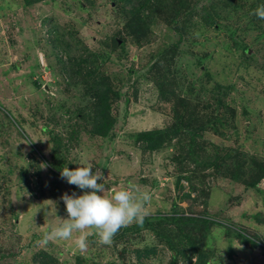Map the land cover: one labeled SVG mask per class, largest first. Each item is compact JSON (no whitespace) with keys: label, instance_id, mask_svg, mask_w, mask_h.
I'll use <instances>...</instances> for the list:
<instances>
[{"label":"rangeland","instance_id":"374dc122","mask_svg":"<svg viewBox=\"0 0 264 264\" xmlns=\"http://www.w3.org/2000/svg\"><path fill=\"white\" fill-rule=\"evenodd\" d=\"M123 6L113 0H44L32 5L0 0V264H37L35 257L42 251L60 264H192L187 258L190 249L185 256H175L164 240L147 230L120 241L114 237L103 245L97 230L90 228L84 233V250L76 245L79 232L70 239H45L60 218H68L63 194L91 191L69 185L61 171L52 169L56 139L70 170L91 162L93 172L102 171L104 178L98 183L105 185V196L133 186L138 193L151 195L146 217L216 221L204 239L198 231L186 229L200 239L210 264H264V181L257 189H246L228 175L205 180L194 176L199 190L185 198L191 185L182 180L183 188H177V178L184 176L173 159L180 152L165 148L151 153L131 138L173 122L172 104L160 99L156 72L147 69L160 52L179 43L174 61L173 55L163 60L181 79L179 84L199 88L203 84L206 96L224 97L235 109L226 116L228 121L236 118L235 127L222 129L225 136L209 129L200 146L213 153L214 146L221 145L264 158V23L261 31L254 26L247 30L243 23L247 19L234 16L231 28L239 29L234 39L229 29L197 23V29L190 28L180 40L169 8L150 24L151 34L138 41L128 31L129 15ZM54 31L65 39L68 54L62 43L59 49L54 47ZM241 45H250L252 66L243 63ZM69 56L94 59L96 74L122 93L113 106L117 123L111 138L90 132L85 109L91 97L83 93L87 95L92 81L73 84L59 61L66 63ZM214 108L207 110L209 114ZM155 222V227L161 226ZM233 231L257 245L242 244ZM147 249L154 252L148 254Z\"/></svg>","mask_w":264,"mask_h":264},{"label":"trees","instance_id":"16d2710c","mask_svg":"<svg viewBox=\"0 0 264 264\" xmlns=\"http://www.w3.org/2000/svg\"><path fill=\"white\" fill-rule=\"evenodd\" d=\"M23 1L26 5H32L44 0ZM89 1L92 2L93 0ZM113 1L120 6L124 5L123 9H126L129 15L128 31L138 41L147 38L151 34L150 24H156L159 18H161L160 11L165 12L169 8H171L172 12L169 19L174 24V29L180 40L184 36H188L191 29L196 30L197 23H200L203 27L229 29L233 39L239 30L231 28L234 16H237L239 21L243 18L247 19L243 21V23H247L246 25H248L246 27L248 28L247 30H251L250 27L254 26L257 30L261 31V25L264 23V20L252 15L254 9L264 4V0ZM195 16L197 20L194 19ZM223 20L228 21L227 25L221 24ZM165 21L169 22L168 19ZM54 35V47L59 49L60 43H62V46L65 45L64 52L68 54L66 41L63 36L56 31H54ZM241 47L243 63L252 66L250 64L255 61V58L250 56V45H241ZM178 50L179 43L173 44L170 48L165 49L164 52H160L158 57L155 58V62L149 63L150 65L147 69L150 73L156 72L154 81L158 88L160 99L165 103L169 102L172 104L173 122L165 129L142 131L132 135L131 138L136 139V142H142L139 144L141 146L139 148L151 153L159 152L165 148H176L177 152H180L173 159L174 162H177L176 164L179 163L180 168L178 172L180 171L179 173H182L181 176H184L177 178V188H183V185H181L182 180H187L191 185V191L185 195V198H191V195L199 190L193 183L192 177L194 176L205 180L209 179V177L214 179L228 175L232 181L244 184L246 189H257L258 185L264 181V158L251 155L242 150L240 151V149H231L221 145H215L213 153L200 146L199 142L201 138L204 137L209 129L219 133L222 132V129L229 126L235 127L236 118L228 121L226 117L228 113L233 114L235 109L225 102L224 97L218 98L214 94H209V97L206 96L203 91L207 92V88L203 84L201 88L196 85L194 87H184L179 84L181 79L179 80V78L175 77L171 68H166L163 64V60L168 59L169 61V57L172 55L174 57L171 58L174 61L175 57L178 56ZM168 55L170 56L168 57ZM59 61L62 63L64 72L73 80L74 85L78 86L81 82H88V79L92 81V85L87 89V95L90 96L85 94V90L83 93L84 97H91V103L85 109L92 125L90 132L93 136L111 138L117 123V119L113 116V106L122 98V93L117 92L100 73L96 74L98 68L96 69L97 63L94 59L91 61L87 57L73 58L69 56L66 63L62 62V60ZM215 88L218 92L222 91L220 85H216ZM229 88L227 87V89ZM205 96L206 99L204 100ZM225 96H227V93H225ZM212 106H215L214 112L209 114L207 110ZM225 133L222 132V136H225ZM56 141L57 150H54V158L56 160L51 165H53L52 169L58 172L63 167H66V165L64 164L63 157L60 155L62 149L61 142L59 139H56ZM183 144H187V146L181 149V145ZM155 221H160L161 226L155 227ZM215 222L203 217L186 218L179 215L145 217L142 224L134 223L131 226L121 228L116 234L115 239L120 241L129 235L133 236L145 230L152 231L156 233L158 238L164 240L169 245L175 256H185L187 255L186 251L190 249V256L188 257L187 255V258L192 264H210V258L204 246H202L203 244L199 242L200 239L198 240V237L191 236L190 232H187L186 229L198 231L199 236H202L204 239ZM163 223L165 224L164 226H162ZM171 226H174V228H171ZM234 233L242 244L257 245L254 239L246 236L244 233L238 231ZM153 252V249L146 250L148 254ZM35 261L37 264L39 261H41L40 264H60L55 257L43 251L35 257ZM78 264L82 263L78 262Z\"/></svg>","mask_w":264,"mask_h":264},{"label":"clouds","instance_id":"9594fccd","mask_svg":"<svg viewBox=\"0 0 264 264\" xmlns=\"http://www.w3.org/2000/svg\"><path fill=\"white\" fill-rule=\"evenodd\" d=\"M252 15L264 20V4L254 9ZM93 168L94 165L91 162H86L84 166L74 170L63 167L60 173L61 179L81 190L90 189L91 191H85L79 196L75 192L71 195L63 194L61 199L66 206L68 218H60L59 226L45 234V239H70L73 232H79L81 235L76 245L84 250L87 248L84 236L87 229L95 228L99 242L109 245L121 228L133 223H143L151 195L147 192L138 193L135 187L129 186L115 191L111 197L105 196V185L98 183L104 178L103 173L100 169L93 172Z\"/></svg>","mask_w":264,"mask_h":264}]
</instances>
